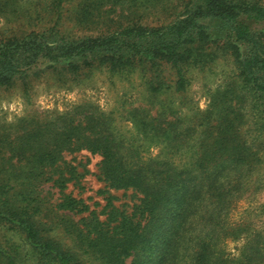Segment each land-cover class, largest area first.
Wrapping results in <instances>:
<instances>
[{
    "label": "trees",
    "instance_id": "obj_1",
    "mask_svg": "<svg viewBox=\"0 0 264 264\" xmlns=\"http://www.w3.org/2000/svg\"><path fill=\"white\" fill-rule=\"evenodd\" d=\"M262 24L264 7L257 3L197 0L184 17L164 26L130 25L78 38L52 29L31 32L0 41V88L48 71L77 74L97 66L118 72L166 63L176 70L177 90L182 91L185 69L225 49L252 99L264 106ZM83 121L63 122L59 117L15 139L9 145L10 157L0 158V223L23 233L41 264H86L47 239L33 219L34 211L41 209L38 187L52 182L65 189L58 163L63 152L79 150L100 155L102 178L110 188L141 195L131 214L118 212L107 222L90 218L89 229L78 234L83 254L94 256L97 264H227L223 248L210 240L220 225L222 200L236 191L230 174L241 158L222 152L229 147L230 130L222 128L207 146L195 139L196 127L176 128L163 151L152 157L134 138L118 134L104 116L87 115ZM13 158L24 168L10 173L4 166L15 167ZM64 203L70 211L79 209L68 196ZM0 264H19L16 253L1 244Z\"/></svg>",
    "mask_w": 264,
    "mask_h": 264
},
{
    "label": "rangeland",
    "instance_id": "obj_2",
    "mask_svg": "<svg viewBox=\"0 0 264 264\" xmlns=\"http://www.w3.org/2000/svg\"><path fill=\"white\" fill-rule=\"evenodd\" d=\"M196 1L0 0V41L50 29L78 38L130 25L164 26L184 17ZM233 1L264 7V0ZM259 27L264 33V24ZM238 75L235 59L225 49L185 69L182 91L177 90L176 70L166 63L147 70L112 72L93 66L77 74L45 72L0 88V158L10 157L9 145L15 139L59 117L77 122L87 115L104 116L118 134L134 138L152 157L163 151L176 128L196 127L195 139L207 146L226 128L229 147L222 152L241 160L230 174L236 191L222 200L220 225L210 241L223 248L227 264H264V106L252 99ZM101 160L87 150L63 152L58 171L64 172L66 187L42 183L41 209L33 216L47 239L70 249L86 264H97L78 243V234L89 229L90 218L107 222L118 212L131 214L141 198L132 189L110 188L102 178ZM21 165L4 167L11 173L24 168ZM67 196L79 203L78 211L66 208ZM0 244L16 253L19 264H41L25 235L4 223H0ZM258 256L257 262H250Z\"/></svg>",
    "mask_w": 264,
    "mask_h": 264
}]
</instances>
